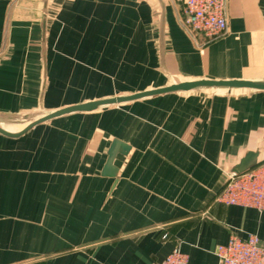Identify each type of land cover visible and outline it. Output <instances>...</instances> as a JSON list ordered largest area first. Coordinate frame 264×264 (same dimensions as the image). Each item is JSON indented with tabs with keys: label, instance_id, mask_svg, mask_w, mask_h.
Returning <instances> with one entry per match:
<instances>
[{
	"label": "crops",
	"instance_id": "1",
	"mask_svg": "<svg viewBox=\"0 0 264 264\" xmlns=\"http://www.w3.org/2000/svg\"><path fill=\"white\" fill-rule=\"evenodd\" d=\"M225 13L227 31L207 42L175 0H0V126L182 81L264 80V0H227ZM262 161L264 90L248 88L0 133V264H152L174 248L218 264L231 234L264 240V211L218 200L228 171Z\"/></svg>",
	"mask_w": 264,
	"mask_h": 264
},
{
	"label": "built area",
	"instance_id": "2",
	"mask_svg": "<svg viewBox=\"0 0 264 264\" xmlns=\"http://www.w3.org/2000/svg\"><path fill=\"white\" fill-rule=\"evenodd\" d=\"M180 3L183 23L191 32L212 41L227 31V0H175ZM218 200L228 205L253 207L264 211V161L242 171L230 170ZM218 264H264V240L248 233L245 238L231 234L217 246ZM188 257L174 248L161 261L152 264H187Z\"/></svg>",
	"mask_w": 264,
	"mask_h": 264
},
{
	"label": "water",
	"instance_id": "3",
	"mask_svg": "<svg viewBox=\"0 0 264 264\" xmlns=\"http://www.w3.org/2000/svg\"><path fill=\"white\" fill-rule=\"evenodd\" d=\"M44 3H46L47 0H43ZM196 88H226V89H233V88H248V89H257V90H264V80H249V79H197V80H189V81H182L178 83H173L168 86L154 88L150 90H144L128 95H119V96H113L108 97L104 99H98L93 101H88L84 103L69 105L60 109H56L54 111H50L48 113H45L35 119H32L28 121V123L21 128L19 131L11 132L3 127L0 126V133L16 137L24 132H26L28 129L33 127L36 124H39L41 122L50 120L52 118H55L60 115H64L71 112H85V111H92L95 110L101 106L105 105H112V104H119L122 102H127L135 99H139L146 96H152L167 92H174V91H190ZM114 144H119L123 147V149L128 150V145H126L124 142L114 139L112 142V146ZM110 151L111 152V148ZM250 160L249 155L245 158L243 161L244 163H247ZM247 169L246 167H235L232 170L235 171H242ZM102 174L107 175L108 174V165L106 164L103 167Z\"/></svg>",
	"mask_w": 264,
	"mask_h": 264
}]
</instances>
